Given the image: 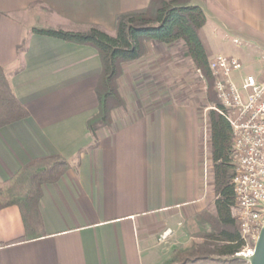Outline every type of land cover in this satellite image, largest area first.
Segmentation results:
<instances>
[{"label":"crops","instance_id":"obj_1","mask_svg":"<svg viewBox=\"0 0 264 264\" xmlns=\"http://www.w3.org/2000/svg\"><path fill=\"white\" fill-rule=\"evenodd\" d=\"M150 2L0 0V67L29 113L0 129V183L37 158L58 156L70 165L57 183L42 187L43 237L14 244L25 236L21 213L0 211V264H163L174 241L190 245L179 222L206 197L200 118L189 104L143 100L142 76L155 71L159 52L151 46L157 44L124 65L120 93L127 108L113 111L112 127L97 133L95 145L87 122L98 110L97 51L32 33L97 26L114 35L119 15ZM191 5L206 16L211 56L248 63L249 74L264 72V0ZM168 230L174 239L159 242Z\"/></svg>","mask_w":264,"mask_h":264},{"label":"trees","instance_id":"obj_2","mask_svg":"<svg viewBox=\"0 0 264 264\" xmlns=\"http://www.w3.org/2000/svg\"><path fill=\"white\" fill-rule=\"evenodd\" d=\"M192 0H151L140 11L121 14L116 18L115 34L92 26L86 31H65L54 28H34L33 34L94 48L101 60V75L96 88L97 113L87 122L89 132L95 137L103 129L112 127V113L125 111L127 106L120 93V80L124 65L136 62L148 54L147 44L185 47V56L208 82L211 159L216 200L213 212L201 213L196 221L210 226L205 240L220 244L218 250L175 248L166 264H248L236 256L244 249L239 227L232 210L236 204L233 186L232 128L222 112L221 103L213 94L214 77L209 68L211 52L203 36L207 19ZM29 117L28 111L16 98L5 71L0 67V129ZM70 169L67 161L58 156L37 158L21 168L8 181L0 183V211L17 207L21 213L25 236L15 243L31 241L44 236V223L40 212L42 187L57 183ZM5 245H0V247Z\"/></svg>","mask_w":264,"mask_h":264},{"label":"built area","instance_id":"obj_3","mask_svg":"<svg viewBox=\"0 0 264 264\" xmlns=\"http://www.w3.org/2000/svg\"><path fill=\"white\" fill-rule=\"evenodd\" d=\"M209 68L222 106L220 113L232 128L236 196L232 214L244 249H251L249 257L264 225V72L249 74L239 85L233 76L244 68L239 59L215 55L209 59ZM170 234L166 231L159 242Z\"/></svg>","mask_w":264,"mask_h":264},{"label":"rangeland","instance_id":"obj_4","mask_svg":"<svg viewBox=\"0 0 264 264\" xmlns=\"http://www.w3.org/2000/svg\"><path fill=\"white\" fill-rule=\"evenodd\" d=\"M152 50L159 52V56L156 59V66L154 72H149L144 77L145 84L140 90L142 96L146 97L143 100L150 102L153 98L158 99H170L172 102H182L186 105H192L197 109L200 118V149L201 155L206 161V172H205V187L206 197L205 200L200 203L199 208L196 209L195 213L191 215L187 220H180L179 228L181 229L182 235H186L191 238L189 246H184L180 243L173 242L170 256L163 263L166 264L173 257V251L175 248H191L194 245L200 246L202 249H213L218 250L221 246L214 241L205 240L204 234L210 229V226L199 225L196 218L201 213L213 212L214 203L216 200L214 190V175H213V164L211 159V141H210V122L208 118L209 111L213 108L209 103L208 97L210 88L208 82L202 77V75L196 69L194 63L185 56V47L183 44L178 43L175 45H162V46H151ZM211 56L209 59H211ZM143 59V58H142ZM248 63L244 64V68L241 72L234 74L236 82L242 85L243 80L249 75L247 69ZM239 74L242 77H237ZM143 81V83H144ZM215 81L213 85V94L216 95ZM218 99V97H217ZM219 101V99H218ZM143 102V101H141ZM220 102V101H219ZM136 108L135 106H133ZM148 107V106H147ZM138 110L143 112L145 106L142 104L141 107H137ZM142 109V110H141ZM238 226V225H237ZM174 231V230H173ZM168 239V240H167ZM166 240L171 241L174 239V235L171 231L170 236ZM251 249H243L236 257L239 259L246 260L248 262V255ZM249 264V262H248Z\"/></svg>","mask_w":264,"mask_h":264},{"label":"water","instance_id":"obj_5","mask_svg":"<svg viewBox=\"0 0 264 264\" xmlns=\"http://www.w3.org/2000/svg\"><path fill=\"white\" fill-rule=\"evenodd\" d=\"M249 264H264V225L253 253L248 257Z\"/></svg>","mask_w":264,"mask_h":264}]
</instances>
